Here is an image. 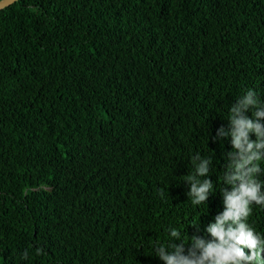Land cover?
<instances>
[{"label":"trees","instance_id":"16d2710c","mask_svg":"<svg viewBox=\"0 0 264 264\" xmlns=\"http://www.w3.org/2000/svg\"><path fill=\"white\" fill-rule=\"evenodd\" d=\"M250 88L264 102V0L0 9V264H163L170 229L208 238L231 148L212 137ZM196 153L214 184L200 205ZM248 223L264 236V207Z\"/></svg>","mask_w":264,"mask_h":264},{"label":"clouds","instance_id":"9594fccd","mask_svg":"<svg viewBox=\"0 0 264 264\" xmlns=\"http://www.w3.org/2000/svg\"><path fill=\"white\" fill-rule=\"evenodd\" d=\"M229 113L227 127L221 125L212 137L214 142L227 138L231 145L224 152L226 162L218 178L223 184V210L204 227L208 238L197 234L199 223L192 224L195 232L188 241L180 231L170 229L171 242L155 248L163 264H264V236L248 223L251 205L264 207V182L258 179L264 174L259 163L264 160V102L250 88L231 104ZM191 161L194 171L185 179L186 194L192 204L200 205L214 193L208 178L211 158L196 153ZM37 254H43V249H37ZM22 255L27 258V251Z\"/></svg>","mask_w":264,"mask_h":264},{"label":"water","instance_id":"95a60500","mask_svg":"<svg viewBox=\"0 0 264 264\" xmlns=\"http://www.w3.org/2000/svg\"><path fill=\"white\" fill-rule=\"evenodd\" d=\"M15 0H0V9L10 5L13 3Z\"/></svg>","mask_w":264,"mask_h":264}]
</instances>
